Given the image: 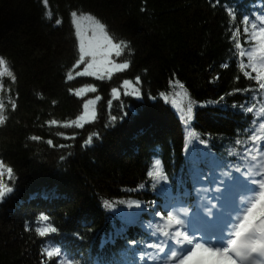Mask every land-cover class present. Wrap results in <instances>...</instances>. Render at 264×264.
I'll list each match as a JSON object with an SVG mask.
<instances>
[{"label":"trees","instance_id":"trees-1","mask_svg":"<svg viewBox=\"0 0 264 264\" xmlns=\"http://www.w3.org/2000/svg\"><path fill=\"white\" fill-rule=\"evenodd\" d=\"M73 11L99 20L117 42L129 45L120 61L129 62L128 69L108 80L67 81L78 60ZM244 14L259 25L256 15H264V0H48L47 8L43 0H0V56L16 76L15 83L0 78L8 117L0 126V161L13 169L11 180L5 173L3 181L14 188L0 203V264H53L55 258L41 254L49 246L61 248V259L74 264H156L157 251L146 244L166 241L153 231L160 222L153 209L160 210L166 198L162 189L183 200L175 203L177 209L187 208L189 215L182 218L197 222L192 206L202 199L198 190L211 187L209 200L216 193L214 185L192 181V149L222 160L231 175H240L235 167L247 170L254 163L235 141L246 140L245 129L261 119L255 117L260 104L252 100L258 86L240 72L228 39L239 28L242 46L251 47L244 44ZM137 77L138 99L123 94L113 99V88ZM88 86L101 97L95 121L64 127L82 113L86 98L70 89ZM180 91L187 92L181 107L186 110L192 102L187 124L161 98ZM9 99L17 103L15 111ZM253 105L252 113L245 111ZM189 132L196 134L191 142ZM93 133L98 137L85 146ZM154 158L168 177L155 187L147 176ZM242 195L239 188L232 198ZM41 213L49 220L40 222ZM48 225L57 231L36 235V227Z\"/></svg>","mask_w":264,"mask_h":264},{"label":"snow or ice","instance_id":"snow-or-ice-1","mask_svg":"<svg viewBox=\"0 0 264 264\" xmlns=\"http://www.w3.org/2000/svg\"><path fill=\"white\" fill-rule=\"evenodd\" d=\"M45 8L48 7V0H43ZM230 18L235 19V12L231 8L226 9ZM51 19V13L48 14ZM77 13H71L72 24L75 28V37L78 44L79 58L74 66V71L83 65V70L75 71V75L79 77H95L98 80H103L105 76L111 77L113 73L122 72L129 68V62H117L116 58L122 56L129 45L124 41L117 42L106 30V27L99 20L92 16H80L77 18ZM256 20L260 23L257 25L250 20L249 15H242L240 21L244 25V44L251 43L250 48L242 46L240 40V29L233 28L228 36L229 41L234 45L235 56L238 60V67L243 76L251 81H255L258 88L253 90V101H258L260 107L255 111V117H260L258 126L251 129H245L249 134L246 140L241 141L237 139L236 145L243 147V156L250 158L253 164H250L247 170H242L240 167H235L234 171L240 173L239 176L231 175L225 171V164L222 160L211 156L209 153L202 151L199 148H193L191 154L188 155L189 163L192 165L191 178L195 184L207 182L208 185L215 186L216 195L212 196V200L208 199V194L213 191L211 187L201 188L198 190V195H202V199L197 202L194 208L193 215L196 218L200 227L194 228L198 236H193L188 231L186 220L182 217H188L187 208L175 207V203L179 199L181 203L183 200L179 197H173L170 189H162V193L166 198L160 210L153 209L152 215L160 221L153 227V231L159 237L166 238V241L160 243H147L146 247L155 249L157 253H162L166 261H171V264H264V15H256ZM56 25L62 23L61 20L55 21ZM251 29V31H249ZM247 58V63L243 58ZM226 65L221 64V67ZM10 78L13 83L16 82V76L11 70L8 61L0 56V78ZM67 81L74 79L73 72H68ZM136 84L140 83L139 77L136 78ZM121 87L123 88V95L134 96L139 98L141 93L137 87L133 85L132 81L124 80ZM176 87L183 90L184 85L177 82ZM5 91L4 84L0 83V92ZM11 92V89H8ZM73 95L77 97H84L88 93H95L96 88L92 86L81 87L79 90H71ZM233 91H238L234 89ZM247 91V90H244ZM259 93V97L255 94ZM111 95L113 99H119L120 91L116 88L112 89ZM181 99H187V92L180 91L174 94ZM161 96L168 101V97L161 93ZM101 99L99 95L94 99H87L82 105V113L70 123L65 124L64 127L83 128L86 124L95 121L97 117L96 105ZM8 103L11 105L13 111L17 108V103L9 99ZM112 101L109 100L108 105L111 108ZM172 104L179 108L184 115L185 123H190L193 118L192 102L189 101L186 110L181 107L176 99L172 100ZM5 102L0 100V126H3L8 117L4 114ZM253 106H246L245 111L252 113ZM126 116L127 113H124ZM110 120L115 122L117 117L110 116ZM51 123L56 124V121ZM253 125L257 124L256 119L252 121ZM93 136L98 137V133H93L85 141V146L91 145ZM66 139L68 137H65ZM32 140H38L36 136L30 137ZM188 139L191 142L196 139L194 132L188 133ZM251 141V144H248ZM47 143L53 145V141L49 139ZM203 143V141H201ZM245 145H247L245 147ZM64 147V145H60ZM256 153L253 155L252 153ZM185 153H189V149L185 148ZM258 156L261 158L258 160ZM205 165V168L201 167ZM258 169V170H257ZM219 175H217V171ZM7 173L9 180L13 176V169L7 167L3 161H0V203L5 201V198L14 192V188L6 185L3 177ZM147 176L153 181V187L161 181L167 183L168 177L164 174L161 161L153 159L152 167L147 172ZM243 177V180H241ZM252 185H258V190ZM243 187L248 196L246 200L249 206L241 210L242 214L229 221L226 228H218L214 221H209L207 216L215 215L218 219L221 216L228 217V204L233 194ZM245 201L242 200L241 203ZM106 206H110L107 205ZM219 205V207H218ZM207 208V215L203 211L196 209ZM40 222L49 220V216L41 213L38 216ZM204 228L207 232H201ZM25 230L29 228L26 225ZM57 229L51 225L36 227L35 233L37 236L43 238L50 233H55ZM207 239V242H203ZM130 244H136V241H129ZM43 257L55 258L53 264H74L70 258L61 259L62 249L55 246H49L41 249ZM151 255V254H149ZM145 257H141L144 259ZM155 258V257H154ZM43 264V261H41Z\"/></svg>","mask_w":264,"mask_h":264},{"label":"rangeland","instance_id":"rangeland-1","mask_svg":"<svg viewBox=\"0 0 264 264\" xmlns=\"http://www.w3.org/2000/svg\"><path fill=\"white\" fill-rule=\"evenodd\" d=\"M78 15H77V18H79L80 16H90V15H87V14H79V13H77ZM71 22H72V17H71ZM72 26H73V24H72ZM73 30H74V34H75V28H74V26H73ZM75 39H76V37H75ZM76 44H77V41H76ZM77 49H78V44H77ZM123 55V54H122ZM78 58H79V52H78ZM121 58H122V56L121 57H119V58H116L117 59V62H120L121 61ZM80 70H83V65L79 68V69H76L75 71H80ZM117 73H120V72H116V73H113L112 74V76L113 75H115V74H117ZM73 76H74V79L76 78V77H79V76H76L75 75V72H73ZM111 76V77H112ZM110 77V78H111ZM83 78H89V79H93V80H97V81H102V80H98V79H96L95 77H83ZM109 77H107V76H105V78L103 79V80H108V79H110ZM133 85L135 86V87H137L138 86V84H136L135 82H133ZM119 91H120V95L121 94H123V88L121 87L120 89H119ZM175 93H170L169 95H167V97H168V101L167 102H165V100L163 99V97H161L162 99H163V101H164V103L165 104H167V105H169V107L174 111V112H176L177 114H181V111L179 110V108H177L176 106H174L173 104H172V100L173 99H176L177 100V103L180 105V98L179 97H176L175 95H174ZM95 96H96V92L95 93H88L86 96H84V97H86L85 98V100H84V102L87 100V99H94L95 98ZM131 97H134V96H131ZM134 98H136V97H134ZM136 99H138V98H136ZM96 108H97V105H96ZM241 208V207H240ZM238 210H240V209H238ZM226 217H224L223 218V220L222 221H219V219L216 217V216H214L213 217V220L212 221H214L215 223H216V225H219V226H221L222 228H225V223H224V219H225ZM229 219H231V218H229Z\"/></svg>","mask_w":264,"mask_h":264},{"label":"bare ground","instance_id":"bare-ground-1","mask_svg":"<svg viewBox=\"0 0 264 264\" xmlns=\"http://www.w3.org/2000/svg\"><path fill=\"white\" fill-rule=\"evenodd\" d=\"M205 233H207V232L205 231Z\"/></svg>","mask_w":264,"mask_h":264}]
</instances>
